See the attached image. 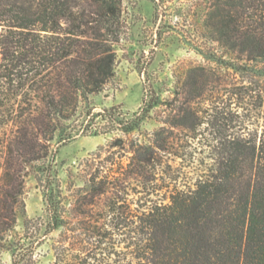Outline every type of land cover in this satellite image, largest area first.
I'll use <instances>...</instances> for the list:
<instances>
[{"label": "trees", "instance_id": "obj_1", "mask_svg": "<svg viewBox=\"0 0 264 264\" xmlns=\"http://www.w3.org/2000/svg\"><path fill=\"white\" fill-rule=\"evenodd\" d=\"M205 1V30L241 65L231 67H264V0ZM122 15L123 0H0V250L11 264H36L37 247L58 233L53 264H264V127L217 137L213 168L166 203L130 210L113 201L94 224L69 218L51 163L78 136L68 125L81 104L114 76ZM157 105L126 121L115 107L96 118L128 133ZM32 166L45 175L46 220L34 238L30 220L15 232ZM116 175L99 182L98 195L118 190Z\"/></svg>", "mask_w": 264, "mask_h": 264}, {"label": "rangeland", "instance_id": "obj_2", "mask_svg": "<svg viewBox=\"0 0 264 264\" xmlns=\"http://www.w3.org/2000/svg\"><path fill=\"white\" fill-rule=\"evenodd\" d=\"M154 1L123 0L125 27L115 46L114 76L81 104L68 125L78 136L61 146L51 163L73 221L94 224L113 201L130 210L166 203L174 188H193L213 168L217 137L238 125L259 133L264 127L263 65L251 64L243 72L231 67L239 63L210 42L205 30V0ZM152 100L158 105L128 133L96 118L115 107L119 120H130ZM40 170L26 171L24 213L15 225L22 234L30 220L25 233L33 238L42 235L46 220ZM116 173L118 190L98 195L99 182ZM57 240L58 233L43 240L36 264H53ZM0 264H11L8 251L0 250Z\"/></svg>", "mask_w": 264, "mask_h": 264}]
</instances>
